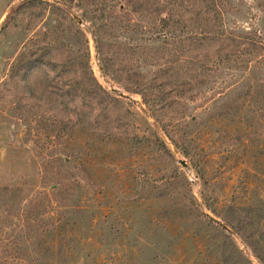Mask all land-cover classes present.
<instances>
[{
	"label": "rangeland",
	"instance_id": "1",
	"mask_svg": "<svg viewBox=\"0 0 264 264\" xmlns=\"http://www.w3.org/2000/svg\"><path fill=\"white\" fill-rule=\"evenodd\" d=\"M263 261L264 0H0V264Z\"/></svg>",
	"mask_w": 264,
	"mask_h": 264
},
{
	"label": "trees",
	"instance_id": "2",
	"mask_svg": "<svg viewBox=\"0 0 264 264\" xmlns=\"http://www.w3.org/2000/svg\"><path fill=\"white\" fill-rule=\"evenodd\" d=\"M174 18H173V16L171 15V14H169V15H167V16H163V17H160V19H159V22L161 23V24H165V25H168L170 22H171V20H173ZM220 31H216L214 34L216 35V34H218ZM251 44H256V40H254L253 38H251V41H250V43L248 44V45H251ZM248 49V50H247ZM246 50H247V53H249V56L250 55H252V51L251 50H249V48H247ZM245 50V51H246ZM254 63L256 62V63H259L258 61H257V59L256 60H252ZM243 77L245 78V75H243ZM195 170H197V168L195 167ZM262 264H264V261L262 262Z\"/></svg>",
	"mask_w": 264,
	"mask_h": 264
}]
</instances>
